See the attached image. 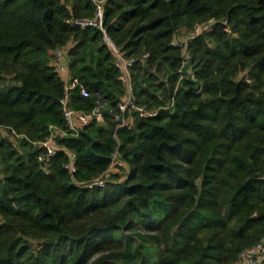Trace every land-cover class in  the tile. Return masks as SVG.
Wrapping results in <instances>:
<instances>
[{
  "label": "trees",
  "instance_id": "trees-1",
  "mask_svg": "<svg viewBox=\"0 0 264 264\" xmlns=\"http://www.w3.org/2000/svg\"><path fill=\"white\" fill-rule=\"evenodd\" d=\"M94 1L0 0V126L25 136L0 131V264H236L264 236V0L104 2L102 27L133 59L132 100L157 112L124 114L125 168L108 174L112 116L58 135L46 166L31 144L66 130L57 48L76 80L67 106L89 112L98 92L120 114L101 31L70 22L92 21ZM212 18L188 43L194 80H179L173 37Z\"/></svg>",
  "mask_w": 264,
  "mask_h": 264
},
{
  "label": "built area",
  "instance_id": "built-area-1",
  "mask_svg": "<svg viewBox=\"0 0 264 264\" xmlns=\"http://www.w3.org/2000/svg\"><path fill=\"white\" fill-rule=\"evenodd\" d=\"M105 1L106 0L94 1L95 15L92 21L71 20L70 22L72 24L81 27L91 25L97 27L101 31L103 43L108 48L110 54L114 58V65L120 70L122 74L123 82H124V77L126 76V78L130 83L129 68L133 64V59L131 58L127 59L123 56V53L115 45L112 39L107 35L105 29L102 27L103 4ZM223 23L226 24V21H224ZM214 24H215V19L212 18L205 23L196 25L194 29L189 31L188 33L181 32L180 34H177L173 37L171 44L172 46L181 49L182 57H183L181 68L179 70L180 72L179 80L183 78H190L191 80H194L193 65L190 61L189 52H188V43L191 42L196 37L200 36L201 34L205 32H209ZM228 32H230V30H228ZM51 65L53 66L55 72L61 77V79L64 81L65 84V94L62 99V104H63V117L65 121L66 130L62 131L50 126L51 133L45 139L39 142H33V141L31 142L33 146L41 148L42 153H40L37 156V160L41 162L43 166H46L48 159L50 157H53L56 154V152L60 150V147L56 143V137L58 135L60 136L69 135L72 137H76L92 121H95L96 123H103V116L105 114H103L100 111V109L101 108L108 109L106 99L102 96L101 93L98 92L95 93V97H96L95 106L91 111L85 112L82 110H74L68 107L67 91L75 86L76 80L71 79L70 77L69 69H68L67 51L65 48L63 47L57 48L51 53ZM182 71H184L185 74ZM130 91H131V87H130ZM81 94L84 97H87L89 95L83 88H81ZM118 110L120 114H112L110 112L109 116H112L114 120L123 119L122 127L126 126L124 124L125 113H128L129 115H131L132 113H136L139 117H152L155 116L157 113L155 110H148L143 106L136 105L133 102L132 97H125V96L122 98V101L119 103ZM0 131L8 132L12 140L25 138L23 134L17 133L11 127L0 126ZM65 168H67L71 173L75 171L73 156H70V162L68 165L65 166ZM117 168H125V164L121 160H119L116 152L113 155V158L111 159V164L106 173L108 174L109 172L116 171ZM45 173L46 174L48 173V170H46V168H45ZM103 184H104L103 178L99 177L93 180V182L89 186L91 187L93 185H103ZM263 258H264V236L260 239V241H258L253 246L244 249L240 253L239 260L236 264H260Z\"/></svg>",
  "mask_w": 264,
  "mask_h": 264
},
{
  "label": "water",
  "instance_id": "water-1",
  "mask_svg": "<svg viewBox=\"0 0 264 264\" xmlns=\"http://www.w3.org/2000/svg\"><path fill=\"white\" fill-rule=\"evenodd\" d=\"M175 109V103L173 104L172 107V112ZM100 111L105 114V115H109L110 114V110L107 108H101ZM123 126V119H119V120H115L112 124V128L109 132V138L111 140V151L112 153L109 156H106L109 160H111L113 158V155L117 152L118 149V142L115 138V133L118 129H120ZM92 145H93V140L90 144V149H92ZM98 156H102V155H98ZM263 181H264V177H263Z\"/></svg>",
  "mask_w": 264,
  "mask_h": 264
},
{
  "label": "crops",
  "instance_id": "crops-1",
  "mask_svg": "<svg viewBox=\"0 0 264 264\" xmlns=\"http://www.w3.org/2000/svg\"><path fill=\"white\" fill-rule=\"evenodd\" d=\"M124 84L126 87V94L125 97H131V91H130V83L128 81V79L126 78V76L124 77ZM128 123L127 125H131L132 123V118L129 116L128 118L125 119L124 124Z\"/></svg>",
  "mask_w": 264,
  "mask_h": 264
},
{
  "label": "rangeland",
  "instance_id": "rangeland-1",
  "mask_svg": "<svg viewBox=\"0 0 264 264\" xmlns=\"http://www.w3.org/2000/svg\"><path fill=\"white\" fill-rule=\"evenodd\" d=\"M101 124H102V123H101ZM127 124H128V123H126L125 125L128 126ZM119 172L121 173L122 176H124V175L126 174V172H125L124 170H120Z\"/></svg>",
  "mask_w": 264,
  "mask_h": 264
}]
</instances>
